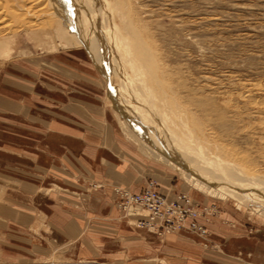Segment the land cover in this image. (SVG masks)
Returning <instances> with one entry per match:
<instances>
[{"label":"crops","instance_id":"obj_1","mask_svg":"<svg viewBox=\"0 0 264 264\" xmlns=\"http://www.w3.org/2000/svg\"><path fill=\"white\" fill-rule=\"evenodd\" d=\"M42 49L51 57L29 67L12 64L15 70L0 85V123L6 127L3 135L8 141L3 149L22 161L7 169L8 180L15 182L14 189L21 194H13L15 205L3 209L14 229L11 235L30 244L38 240L45 246L55 243L81 259L118 257L117 253L128 249L125 241L130 238L135 252L156 261L201 262L205 244L195 235L176 233L162 242H151L130 227L128 218L137 216L125 217L115 202L114 187L141 192L149 180H155L170 199L187 192L176 188L170 177L172 168L132 143L103 100L106 83H100L82 59L71 53L80 49L66 53ZM188 186L191 197L201 194ZM233 205L223 204L243 217ZM199 220L208 229L214 225ZM216 227L217 237L235 240L236 235L226 236L229 233ZM248 238L253 248L245 257L251 264H264V240ZM159 246L164 256L158 257ZM233 252L226 258H243L242 251L240 255ZM217 254L227 255L222 248Z\"/></svg>","mask_w":264,"mask_h":264},{"label":"rangeland","instance_id":"obj_2","mask_svg":"<svg viewBox=\"0 0 264 264\" xmlns=\"http://www.w3.org/2000/svg\"><path fill=\"white\" fill-rule=\"evenodd\" d=\"M12 1L9 0L10 3L12 2L11 4L8 3V0L2 1L7 3L8 8L10 5L9 9L13 8L14 10L11 9L8 17L4 18L3 16L4 21L0 23V46H5L6 48V50H3L5 53L0 51V85L5 81L8 73L15 70L11 69L10 66L12 64L27 65L29 67L30 65L34 66L33 64L35 63L39 64L42 59L51 57V53L44 51L42 48H46L49 51L60 50L62 51L61 53H66L64 51H68L67 49H80L71 51V53L82 59L80 62L95 73L94 75L100 83H106V89L101 84L103 100L111 109L121 128H123L119 115L109 97L110 83L107 77L97 69L94 61L90 58L93 66L101 75L94 70L89 60L88 51L74 41L69 27L65 26L59 18L53 16V8L50 7L48 1L41 0L37 5L33 3L34 0ZM104 1L108 3L109 7L116 6V0ZM125 1H127L125 3L126 7H128V16L131 21L129 27L134 31L137 29L138 31L136 30L135 32L141 36L143 35L144 40L153 48L156 58H161H158L160 68L167 69V71L172 73V76L174 75V79H180L181 82H185L188 89L195 90L194 92L198 91L199 94L204 93V95H208V93L220 94L219 96H222V94L225 96L229 95L236 99V103H245L237 98L238 92H241L244 87L255 84L264 89V0ZM23 2L28 6L25 11L19 9L23 7ZM15 6H17V9ZM2 18L0 19L3 20ZM141 19L143 21H140ZM113 20L116 26L124 33L123 25L118 17L114 15ZM13 40H17L18 43L12 44ZM27 52L28 54H24ZM19 55L22 56L17 57ZM114 83L117 87H121L123 82L119 78H115ZM254 92V98L264 103V90L262 92L259 90ZM185 104L188 108L190 107L187 103ZM190 109L195 110L192 106ZM209 121L211 120H206L205 117L200 120L201 123H206L208 132H214L213 138L215 142H224L225 138V142L233 147L242 146L244 149L249 148L250 145L256 146L255 151L250 152V155H253V159L259 161L261 157L259 158L256 153H260L259 147L261 146L257 143L251 144V142H248L247 145L245 143L248 141L247 139L241 140L232 136L230 132L222 131L219 119L215 117L212 119L213 123ZM213 129L216 130L214 131ZM5 130L4 123H0V264H138L137 260L140 262L139 264H166L156 261L155 259L157 258L153 259L151 255L143 256L135 252L133 247L134 240L130 238L125 241L128 249L117 253L118 257L109 259L105 255L81 259L70 253L69 249L57 246L55 243L45 246L38 240L36 243L30 244L24 238L13 237L11 234H14V229H10L11 227H9L3 214V209L15 205L12 199L13 194H21L17 191L18 189H14L13 183L15 182L8 180L7 169L10 164L16 162L18 164L22 163V161L15 159L3 149L8 143L7 136H4ZM216 134L217 136L219 135L218 139ZM129 141L132 142L130 139ZM134 142L133 140L132 143ZM246 145L249 147H246ZM143 153L145 152L143 151ZM246 153L249 152L247 151ZM173 170L169 171L176 188L190 194L188 186L190 183L178 171ZM115 188L117 187H114V192ZM195 190L201 194L193 196L194 199L202 207L207 208L205 210L206 213L199 218L214 223L213 227L210 226V229H208L210 230L209 236L204 239L188 230L171 234L195 235L202 240L205 244L202 247L203 255L200 259L201 262L198 261L196 264H251L245 256H248L253 245L249 244L247 239L250 236L254 240V237L259 236V238L264 240V220L252 217V214L248 211L244 214L241 213L244 208L235 202L234 205H236L237 210L243 216L239 218L232 209L223 206V204H227L226 199ZM129 224L132 225L130 227L135 233H143L151 242H162L167 235H170L150 233L145 228L135 225V223ZM216 226L219 229L223 228L224 234L229 233L226 236L236 235L235 240L232 241L230 239L227 241L226 238L217 237L220 234L216 233L218 229ZM125 244L122 245L125 246ZM216 245H220V247L218 248ZM159 248L158 257L164 256L161 253L162 249L160 246ZM220 248L224 250L227 254L226 256L220 254L221 257L217 254V250H220ZM234 250H236L238 255L242 251L244 255L241 257L243 258L237 257L235 258L237 260L233 258L232 260L230 257L226 258L229 255H233L235 253L233 252ZM139 255L142 257H139ZM167 261V264H180L168 258Z\"/></svg>","mask_w":264,"mask_h":264},{"label":"bare ground","instance_id":"obj_3","mask_svg":"<svg viewBox=\"0 0 264 264\" xmlns=\"http://www.w3.org/2000/svg\"><path fill=\"white\" fill-rule=\"evenodd\" d=\"M2 1L0 18H5L13 8ZM46 1L53 8V16L69 27L74 41L86 48L97 69L107 77L111 103L127 136L150 158L178 171L191 187L226 199L228 204L236 202L244 208L241 213L248 211L252 217L264 220V103L254 98V91L264 89L255 84L244 87L237 98L245 103H236L229 95H204L188 89L185 82L160 68L153 48L135 32L137 29L129 27L125 0H116L114 7L104 0ZM26 7L23 2L19 9L25 11ZM114 15L124 33L116 26ZM3 50L5 46H0L1 53H5ZM115 78L123 82L121 87L115 85ZM203 117L209 122L214 117L219 119L222 131L247 139V145L251 142L261 146L260 153H256L261 157L259 161L250 155L256 146L233 147L225 138L224 142H215L214 132H208L206 123L200 122ZM128 219L137 225L136 218Z\"/></svg>","mask_w":264,"mask_h":264},{"label":"built area","instance_id":"obj_4","mask_svg":"<svg viewBox=\"0 0 264 264\" xmlns=\"http://www.w3.org/2000/svg\"><path fill=\"white\" fill-rule=\"evenodd\" d=\"M115 202L126 217L135 214L136 224L159 235L188 230L206 238L209 230L200 222L207 208L188 193H180L174 199L162 193L156 181H149L141 192L127 188H115Z\"/></svg>","mask_w":264,"mask_h":264}]
</instances>
